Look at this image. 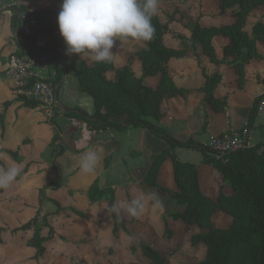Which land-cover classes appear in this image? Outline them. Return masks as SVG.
Segmentation results:
<instances>
[{"label":"crops","instance_id":"1","mask_svg":"<svg viewBox=\"0 0 264 264\" xmlns=\"http://www.w3.org/2000/svg\"><path fill=\"white\" fill-rule=\"evenodd\" d=\"M159 1L170 2L174 10L181 5L180 0ZM200 1L203 17L200 19L194 17L192 22L199 20L203 26H220L236 21L233 11L238 9L237 6L222 12L221 0ZM61 3L62 0L0 2V168L16 165L22 171L25 170L5 192L11 187L21 191H28L26 188H29L30 191L36 190V197L41 204L49 200L57 205V210H51L45 214H59L64 210L72 211L74 217L66 218L70 220L71 232H68L70 237L77 239L86 234L92 242L89 245L90 253H97L102 244L110 248L109 252L114 249V254L117 255L116 260L120 262L118 264H122L120 256L127 250L125 244L132 250L135 244L132 238L135 237H138L140 242L146 240L145 242L158 249L171 260L170 264H173L171 255L185 256L186 253L190 254V257L185 258L186 261L184 259L181 261L192 263V259L199 257L197 263H192L199 264L206 256L207 247L204 243L193 245L190 239L192 235L205 231V229L197 224L190 225L184 219H174L171 216L174 212L185 210V205H180L173 199V194L177 190L173 161L168 158L160 166L157 182L161 187L156 188L145 179L152 166V157L169 150L175 153L180 160L197 164L202 192L216 201L222 192L234 193L231 185L224 181L223 175L214 165L205 163V156L199 150L185 147L172 150L165 140L151 134L143 127H129L125 130H94L84 120L70 118L66 115V109L73 107L83 108L90 114L96 111L95 98L83 88L82 81L86 68H92L97 62L91 56L80 58L79 54L66 55V44L58 28V15H53L59 13ZM174 10L172 9L171 12ZM27 14L35 16L39 23V32L36 36L28 38L29 43L24 42L19 33L20 23ZM259 20L264 21V5L250 13L246 30L252 33L253 25ZM192 22L189 17L183 19V14L175 16L169 24L170 29L164 35L165 44L170 48L182 49L180 37L190 38L192 36L190 28ZM14 42H17L20 49L28 46L30 52L38 53L45 50L51 52L49 60L43 65V71L58 84V97L64 107V112L54 122L47 121L38 107L28 106L23 99L18 98L14 90L13 79L4 73L8 55L14 49ZM213 43L217 57L222 59L224 47L229 43V38L217 35ZM145 47V41L131 38L122 42L117 40L112 49L111 60L117 68L130 64L135 75L142 77L144 74L143 61L136 55V52ZM257 48L262 58H253L246 65L245 82L240 87L239 75L235 66L227 62L212 61L204 53L201 45H198L195 51L187 47L183 56L174 57L169 61L170 75L176 85L185 90V93L165 97L161 103V116L159 118L149 116L148 119L165 128L178 140L185 142L193 137L207 145L214 136L222 134L231 127L243 128L248 123L256 97L264 93V41L259 40ZM216 73L222 76L221 82L214 91L216 99L220 101L217 104L218 108L206 101V93L203 90L206 85L205 74L212 76ZM59 75L60 78H58ZM106 77L113 81L116 80V71L109 70ZM160 79L161 74L146 76L144 82L148 86L157 88ZM6 103L9 105L5 106ZM56 132H59L60 144L65 148V152L58 157H55L53 153V138ZM257 145H259L260 152L264 151V102L250 131L247 149ZM90 149L99 154L100 162L88 188H84L82 194H79L81 189L76 186L72 187L70 184L73 176L81 172L79 161L82 153ZM8 151L17 152L19 159L14 158ZM66 157L73 160L68 176L61 171L60 164V161ZM49 176L51 180L59 177L60 186L54 188L53 194L47 195L48 199L41 198L40 189L50 184V182L46 184ZM96 179H99L101 187L111 186L115 190V204L120 201L129 202L136 195L149 197L143 213L138 218L121 212L120 216L125 221L129 233L122 225H119L118 232H114L115 220L108 208L109 194H105L101 200L96 202L90 200L89 187ZM38 181L46 185L42 187V185L34 184ZM152 193L156 194L159 203L151 198ZM63 198H70L71 201L65 203L62 201ZM58 204L63 208L61 211H58ZM171 208L173 212H170ZM41 212L39 207L36 215L39 214L40 218H43L45 214L41 215ZM224 215L229 214L218 209L213 215L214 222L217 223V217ZM228 217L231 218L230 215ZM166 219L170 228L174 229V235L170 238L165 236ZM5 220L8 219L5 218ZM82 220L88 223L89 228H84ZM43 229L42 235L48 236L49 229L47 235L43 234ZM31 230L33 231L32 238L34 230ZM3 234H5L4 230L2 232L4 241L6 239ZM186 237L189 238V244L184 247L179 246L181 240ZM50 240L45 242V246ZM177 246H179L178 250ZM32 248L35 249V257L37 250ZM77 248L76 246L71 251L76 253L79 250ZM80 249L82 250V246ZM139 251V263L152 264L141 250Z\"/></svg>","mask_w":264,"mask_h":264},{"label":"trees","instance_id":"2","mask_svg":"<svg viewBox=\"0 0 264 264\" xmlns=\"http://www.w3.org/2000/svg\"><path fill=\"white\" fill-rule=\"evenodd\" d=\"M14 0H0V2ZM264 5V0H221L222 12L228 8L237 6L233 11L236 21L220 26H203L200 21L191 24L192 36H181L183 48L180 50L168 47L164 42V35L170 29L171 16L166 21L157 13L152 17L155 27L154 37L146 42V47L136 52L142 61L144 74L137 77L130 64L117 68L113 61L96 63L92 68L84 72L83 88L92 94L96 102V111L90 114L83 108L73 107L66 109V115L70 118L84 120L91 129L125 130L129 127H143L151 134L165 140L170 148H191L204 154L205 163L212 164L223 175L234 193L222 192L218 200L205 195L200 187L199 166L192 162H184L175 153L163 151L152 157V166L146 176V182L160 188L157 175L160 166L171 158L174 166V177L177 190L173 199L180 205H185L184 212H174V219H184L188 224H197L205 231L192 235V244L204 243L207 247L205 258L199 264H264V151H259V145L239 152L231 153L221 159H216L207 144L195 138L181 141L170 134L165 128L158 126L148 119L149 116L159 118L161 116V103L167 96L184 94L185 90L179 88L169 72V61L174 57L185 54L186 48L191 47L195 51L201 45L205 54L216 63L227 62L235 66L239 75L241 87L246 78V65L253 58H262L258 51L257 42L264 41V21H257L252 28V33L246 30L250 13ZM53 15H58L54 13ZM217 35L229 38V43L224 47V56L219 59L213 39ZM109 70L116 71V80L106 77ZM161 74L157 88L148 86L144 82L146 76ZM206 101L214 104L216 108L220 102L216 99L214 91L221 82L222 76L216 73L212 76L205 74ZM60 78V75L59 77ZM57 78V79H58ZM264 83V82H263ZM23 99L26 105L37 107L33 100ZM264 102V93L256 97L248 119L252 129L256 117ZM6 103L5 106H8ZM54 156L58 157L65 152L60 144L59 132L53 138ZM250 150L249 155L244 153ZM14 158L19 159L17 152L8 151ZM25 172L23 170L22 173ZM59 177L52 178L50 184L40 189L41 198L44 197V189L54 183V188H59ZM105 194H109L108 208L115 204V190L111 186L101 187L99 179H96L89 187V198L92 202L101 200ZM59 205V204H58ZM63 208H58L61 211ZM222 209L231 218L228 227H220L213 220L214 213ZM78 214L84 215L80 211ZM115 220L114 232H118L119 225L129 233L125 221L119 215L112 213ZM45 214L41 220L37 214L32 220L22 225L19 229H33L34 235L28 244L36 248L35 259H39L45 252V242L55 236V229ZM41 220V221H40ZM43 226L49 228V235H42ZM165 235L172 237L167 219L165 220ZM2 228L0 229V242L2 241ZM142 254L152 264H169V260L158 249L145 241L139 244Z\"/></svg>","mask_w":264,"mask_h":264},{"label":"rangeland","instance_id":"3","mask_svg":"<svg viewBox=\"0 0 264 264\" xmlns=\"http://www.w3.org/2000/svg\"><path fill=\"white\" fill-rule=\"evenodd\" d=\"M179 3H181V5H178L177 8H175L174 10V7L170 6V2L165 3L159 1L157 13L162 17L163 20L168 19V17L171 15L175 19V16L180 14H183V19L189 17L191 22L194 20V17L199 19L203 17V12L201 9L202 5L200 0H180ZM172 9L174 10L173 12H171ZM192 13L194 14L193 16ZM244 154L246 156L249 155L250 150H247ZM72 163L73 160L72 158L69 157L63 158L60 161L61 171L63 172L64 175L68 176V172L70 171L69 169L71 168ZM51 169L53 168L51 167ZM54 175H56V173H54ZM94 175H95L94 173L85 174L83 172H80L79 174L73 176L70 185L72 187L76 186L80 188L81 191H79V194H82L83 192L82 190L84 188H88L91 180L94 178ZM46 182H47L46 184L51 182V176H49V180H47ZM34 184H38V186L42 185V187L46 185V184L43 185V183H41L40 181ZM53 185L54 183L44 189L43 198L48 199L47 195L53 194L52 192L54 190ZM26 189L28 191H21L19 189H14V187H11L9 191L7 190L6 192H5L6 189L0 190V227L3 228L5 232V234L3 235H5V239H6L4 241L2 240L0 245V264H116V263L118 264L120 263L119 261L116 260L117 255L114 254L115 252L114 249H111L109 252L110 248H108L107 246L104 247L103 244L100 245V249L97 251V253L95 252L90 253L91 247L89 245L92 244V242H90V239H88L86 234L81 235L80 238L77 239L70 237L68 233L71 232L69 229L71 228L69 223L70 220L66 219V218L74 217L73 215L74 213L70 210H64L59 214H52L48 216V219L53 224L56 233L54 238H52L50 241L46 243V253L44 254V256H42L39 259H35L34 257L35 249L30 247V245L27 243V241L31 238L33 231L31 229L18 230V228H20L23 224L31 220V218H33L36 215L37 209L39 207L40 210H42L41 215H43L46 212H51V210H57V205L49 202V200H45V202L41 204L40 200H38L36 197L37 194L36 190L30 191L29 188ZM68 194L71 196L70 192ZM35 201L37 202L35 203ZM62 201L65 203H69L71 199L63 198ZM170 207H173V205H170ZM173 211L174 210L171 208L170 212ZM228 216L229 215L217 217L216 225L228 226L232 220ZM5 218L8 220L6 221ZM43 228H44L43 234L47 235L49 228L46 226L45 227L43 226ZM84 228H89L88 223H86V221H84ZM181 229H183V227ZM165 230H166V226H165ZM171 230L173 231V235H174V229L172 228ZM166 238H170V237L166 236ZM190 241L189 238L186 237L181 240L179 246L184 247L185 245L189 244L188 242ZM132 242L135 243L134 246H132L131 248L132 250H130V248L127 247V244H125L127 250L122 256H120L122 264H140L138 261V258H140V251H139L140 239L138 237L132 238ZM76 246L78 247L77 249L79 250H77L78 252L75 253L74 251L71 250ZM81 246H82V250L80 249ZM179 246H177V250ZM189 255L190 254L187 253L185 254V256H181L179 254L171 255V258L173 259V264H192L194 262L197 263L199 257L192 259L191 261L192 263H190L189 261L186 263L181 261L182 259L185 260V258H189L190 257ZM168 260L170 264L171 260L170 259Z\"/></svg>","mask_w":264,"mask_h":264},{"label":"clouds","instance_id":"4","mask_svg":"<svg viewBox=\"0 0 264 264\" xmlns=\"http://www.w3.org/2000/svg\"><path fill=\"white\" fill-rule=\"evenodd\" d=\"M158 3L159 0H62L57 20L66 55L110 62L117 40L151 41L155 33L151 20L158 12ZM99 162V154L90 149L82 153L79 168L85 174H93ZM21 172L16 165L0 168V190L10 187ZM148 198L136 195L129 202L111 205L109 211L117 216L123 211L138 218ZM151 198L159 203L155 193Z\"/></svg>","mask_w":264,"mask_h":264},{"label":"built area","instance_id":"5","mask_svg":"<svg viewBox=\"0 0 264 264\" xmlns=\"http://www.w3.org/2000/svg\"><path fill=\"white\" fill-rule=\"evenodd\" d=\"M39 32V23L35 16L27 14L20 23L19 33L28 42ZM8 55L4 73L14 81V90L17 96L33 100L43 112L49 122L64 112L58 97V84L46 75L43 65L49 60L51 52H30L28 46L19 48L17 42ZM252 129L247 123L243 128H229L222 134L212 138L208 146L214 157L221 159L228 154L239 152L248 148V138Z\"/></svg>","mask_w":264,"mask_h":264}]
</instances>
